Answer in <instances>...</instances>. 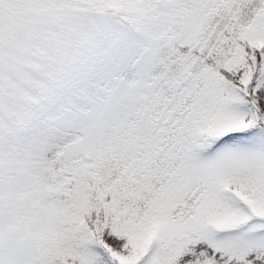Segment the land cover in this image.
Wrapping results in <instances>:
<instances>
[{
	"label": "snow or ice",
	"instance_id": "6c2138e0",
	"mask_svg": "<svg viewBox=\"0 0 264 264\" xmlns=\"http://www.w3.org/2000/svg\"><path fill=\"white\" fill-rule=\"evenodd\" d=\"M0 264H264V0H0Z\"/></svg>",
	"mask_w": 264,
	"mask_h": 264
}]
</instances>
